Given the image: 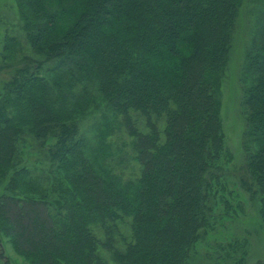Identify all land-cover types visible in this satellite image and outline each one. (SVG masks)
I'll return each mask as SVG.
<instances>
[{
	"label": "trees",
	"instance_id": "16d2710c",
	"mask_svg": "<svg viewBox=\"0 0 264 264\" xmlns=\"http://www.w3.org/2000/svg\"><path fill=\"white\" fill-rule=\"evenodd\" d=\"M241 2L17 0L36 56L13 67L8 40L0 67L12 68L0 91L2 264H189L218 212L237 209L218 88ZM244 62L238 181L264 223V26ZM122 132L128 178L113 149Z\"/></svg>",
	"mask_w": 264,
	"mask_h": 264
},
{
	"label": "rangeland",
	"instance_id": "374dc122",
	"mask_svg": "<svg viewBox=\"0 0 264 264\" xmlns=\"http://www.w3.org/2000/svg\"><path fill=\"white\" fill-rule=\"evenodd\" d=\"M68 17L64 16V25ZM20 23L17 0H0V67L8 40L15 43L8 56L10 62L16 58L13 67L22 65V55L36 56L21 35ZM261 26H264V0H242L232 47L218 88L224 150L228 156L223 160L227 168L224 182L234 192L236 198L231 199L229 196V202H236L234 206L237 209L218 212L212 228L205 230L196 244L189 264H264V223L258 214V200L244 192L238 181L244 162L241 148L245 121L240 106L241 70L245 63V54ZM168 57V63L172 65L178 60L175 53ZM11 75L10 66L0 70V91ZM88 123L89 119L84 124ZM128 141L124 132L119 133L114 139L113 147L116 150L115 162H119L118 170L124 178L132 177L136 169L130 156L131 150L123 144ZM10 254L20 262L13 252Z\"/></svg>",
	"mask_w": 264,
	"mask_h": 264
}]
</instances>
